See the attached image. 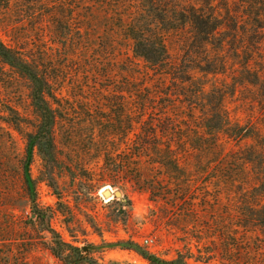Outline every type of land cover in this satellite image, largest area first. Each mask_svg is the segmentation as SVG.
<instances>
[{
  "label": "trees",
  "instance_id": "obj_1",
  "mask_svg": "<svg viewBox=\"0 0 264 264\" xmlns=\"http://www.w3.org/2000/svg\"><path fill=\"white\" fill-rule=\"evenodd\" d=\"M38 2L57 23V48L39 61L13 31L0 37V63L28 83L48 128L42 147L56 125L58 146L66 127L102 159L103 182L121 178L176 212L172 232L191 231L185 251L168 261L132 244L150 264H264V76L254 68L264 0ZM170 35L180 36L176 57ZM245 89L261 122L232 114L230 99Z\"/></svg>",
  "mask_w": 264,
  "mask_h": 264
},
{
  "label": "rangeland",
  "instance_id": "obj_2",
  "mask_svg": "<svg viewBox=\"0 0 264 264\" xmlns=\"http://www.w3.org/2000/svg\"><path fill=\"white\" fill-rule=\"evenodd\" d=\"M4 4L1 1L4 41L17 32L39 61L45 48H57V23L47 19L51 9L38 0H18L9 8ZM179 38L168 36L174 57L180 53ZM251 42L259 48V38ZM260 53L254 68L264 76V42ZM229 102L232 114L243 122L250 117L262 121L252 89L241 90ZM7 116L10 123L5 122ZM39 125L28 83L0 63V264H150L132 244L168 261L185 251V234L191 231L172 232L171 225L177 223L171 219L173 209L155 204L148 193L121 178L103 182L102 159L87 155L83 143L68 138L66 127L59 129L58 146L56 125L53 144L42 147L48 128ZM103 189L111 190L113 197L103 196ZM117 191L120 198L114 196ZM201 215L203 221H212Z\"/></svg>",
  "mask_w": 264,
  "mask_h": 264
},
{
  "label": "water",
  "instance_id": "obj_3",
  "mask_svg": "<svg viewBox=\"0 0 264 264\" xmlns=\"http://www.w3.org/2000/svg\"><path fill=\"white\" fill-rule=\"evenodd\" d=\"M103 196H105V197H113V195H112V192H111V190H109V189H106V190H104L103 191ZM114 196L116 197V198H120L121 197V193L120 192H115V194H114ZM86 249V248H85Z\"/></svg>",
  "mask_w": 264,
  "mask_h": 264
},
{
  "label": "bare ground",
  "instance_id": "obj_4",
  "mask_svg": "<svg viewBox=\"0 0 264 264\" xmlns=\"http://www.w3.org/2000/svg\"><path fill=\"white\" fill-rule=\"evenodd\" d=\"M105 189H103L102 191H104ZM107 198V197H106ZM108 198H110V197H108Z\"/></svg>",
  "mask_w": 264,
  "mask_h": 264
},
{
  "label": "built area",
  "instance_id": "obj_5",
  "mask_svg": "<svg viewBox=\"0 0 264 264\" xmlns=\"http://www.w3.org/2000/svg\"><path fill=\"white\" fill-rule=\"evenodd\" d=\"M147 242V241H146Z\"/></svg>",
  "mask_w": 264,
  "mask_h": 264
}]
</instances>
